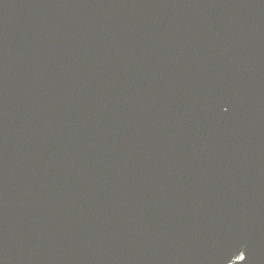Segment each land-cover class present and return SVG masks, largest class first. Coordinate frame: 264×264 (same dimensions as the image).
<instances>
[{
    "label": "water",
    "instance_id": "95a60500",
    "mask_svg": "<svg viewBox=\"0 0 264 264\" xmlns=\"http://www.w3.org/2000/svg\"><path fill=\"white\" fill-rule=\"evenodd\" d=\"M0 264H264V0H0Z\"/></svg>",
    "mask_w": 264,
    "mask_h": 264
}]
</instances>
